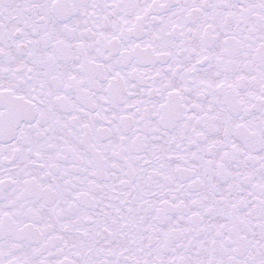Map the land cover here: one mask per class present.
Returning <instances> with one entry per match:
<instances>
[{"label":"snow or ice","instance_id":"snow-or-ice-1","mask_svg":"<svg viewBox=\"0 0 264 264\" xmlns=\"http://www.w3.org/2000/svg\"><path fill=\"white\" fill-rule=\"evenodd\" d=\"M0 264H264V0H0Z\"/></svg>","mask_w":264,"mask_h":264}]
</instances>
